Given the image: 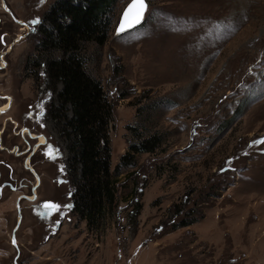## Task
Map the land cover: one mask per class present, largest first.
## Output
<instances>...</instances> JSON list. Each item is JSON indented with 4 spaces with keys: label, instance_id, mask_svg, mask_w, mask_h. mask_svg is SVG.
<instances>
[{
    "label": "rangeland",
    "instance_id": "rangeland-1",
    "mask_svg": "<svg viewBox=\"0 0 264 264\" xmlns=\"http://www.w3.org/2000/svg\"><path fill=\"white\" fill-rule=\"evenodd\" d=\"M57 1L0 0V264H264V0H145L121 34L131 0H116L103 42L79 43L112 105L114 203L91 226L72 209L71 106L47 74L61 53L40 35Z\"/></svg>",
    "mask_w": 264,
    "mask_h": 264
},
{
    "label": "trees",
    "instance_id": "trees-1",
    "mask_svg": "<svg viewBox=\"0 0 264 264\" xmlns=\"http://www.w3.org/2000/svg\"><path fill=\"white\" fill-rule=\"evenodd\" d=\"M115 1L59 0L48 14L54 27L40 29L43 44H54L61 53L60 57L48 62L47 74L51 80H60L62 88L58 99L71 106V117L66 124L71 129L73 140V164L79 168V177L74 182L79 189L73 191L72 209L86 220L87 226H91L92 219H96L101 209L114 203L108 137L112 105L99 82L84 71L77 49L81 41L103 42L107 32L106 14ZM159 142L150 138L130 144L128 151L120 157L116 170L121 166H133L134 154L152 152ZM139 210L140 207H136L135 214ZM189 222L193 221L187 220L178 225L185 226Z\"/></svg>",
    "mask_w": 264,
    "mask_h": 264
},
{
    "label": "snow or ice",
    "instance_id": "snow-or-ice-1",
    "mask_svg": "<svg viewBox=\"0 0 264 264\" xmlns=\"http://www.w3.org/2000/svg\"><path fill=\"white\" fill-rule=\"evenodd\" d=\"M147 9L148 4L145 2V0H132V4H130L128 9L125 10L124 15L121 18L120 25L117 29L118 33H124L140 25L144 19V15ZM130 13H132L131 17ZM32 23L36 24L39 23V21L35 20ZM262 142L264 141H257V143ZM53 207L59 210L61 206L53 205ZM13 243L15 244V240L13 241Z\"/></svg>",
    "mask_w": 264,
    "mask_h": 264
},
{
    "label": "flooded vegetation",
    "instance_id": "flooded-vegetation-1",
    "mask_svg": "<svg viewBox=\"0 0 264 264\" xmlns=\"http://www.w3.org/2000/svg\"><path fill=\"white\" fill-rule=\"evenodd\" d=\"M17 126V125H16ZM0 132H2V130L0 129ZM0 136H1V133H0ZM38 138V137H37ZM38 140H39V138H38ZM36 143V142H35ZM43 143H47L46 141H43L42 142V144ZM38 146H34V145H36V144H34V145H29L28 144V146L26 147L25 146V150L26 151H23V153H25V154H27V153H29V155L32 153V155H33V153L34 152H36V151H38V147L40 146V143L38 142ZM16 147H17V145H16ZM47 147V146H46ZM17 149H19V148H17ZM33 175H34V173H33ZM35 186H37V184L35 185ZM30 200H32V199H30ZM44 203H45V200H42V201H38V202H33L32 203V208L33 209H40V208H42V206L44 205ZM48 207V209L50 208L49 206H47ZM62 208L64 209V208H66V205L64 204L63 206H62ZM51 211L49 210V211H46V212H44V213H42L41 214V216L40 217H38V219L39 220H41V222L42 223H45L46 224V226L47 225H50L51 223H56L57 221V219H56V217L55 216H53L51 213H50Z\"/></svg>",
    "mask_w": 264,
    "mask_h": 264
},
{
    "label": "bare ground",
    "instance_id": "bare-ground-1",
    "mask_svg": "<svg viewBox=\"0 0 264 264\" xmlns=\"http://www.w3.org/2000/svg\"><path fill=\"white\" fill-rule=\"evenodd\" d=\"M8 101V100H7ZM10 103L8 104V103H6V104H2L1 106H0V112H2V111H7L9 108H10ZM1 114V113H0ZM25 131V130H24ZM24 133V132H23ZM39 137V143L40 144H42V142L43 141H45V138L42 136V135H40V136H38ZM13 152H14V150H13Z\"/></svg>",
    "mask_w": 264,
    "mask_h": 264
},
{
    "label": "water",
    "instance_id": "water-1",
    "mask_svg": "<svg viewBox=\"0 0 264 264\" xmlns=\"http://www.w3.org/2000/svg\"><path fill=\"white\" fill-rule=\"evenodd\" d=\"M3 2H4V1H3ZM130 4H132V0H131V1L125 6V8L123 9V11H122V13H121V15H120V18H119L118 24H117V26H116V28H115V32H116L117 34H121V33H118L117 29H118V27H119V25H120L121 18H122V16L124 15L125 10L128 9V7H129ZM131 15H132V13H130V17H131ZM24 197L27 198V196H24Z\"/></svg>",
    "mask_w": 264,
    "mask_h": 264
},
{
    "label": "built area",
    "instance_id": "built-area-1",
    "mask_svg": "<svg viewBox=\"0 0 264 264\" xmlns=\"http://www.w3.org/2000/svg\"><path fill=\"white\" fill-rule=\"evenodd\" d=\"M0 61H1V63H2V61H3V57L0 59ZM17 148H18V147L15 146L13 149H10V150H11L12 153H14L13 150L16 149L15 154H18V152H17L18 149H17ZM16 152H17V153H16ZM20 153H23V151H21ZM20 153H19V154H20Z\"/></svg>",
    "mask_w": 264,
    "mask_h": 264
}]
</instances>
